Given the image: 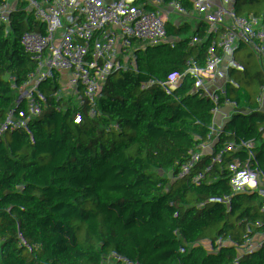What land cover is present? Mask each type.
<instances>
[{"label": "built area", "instance_id": "1", "mask_svg": "<svg viewBox=\"0 0 264 264\" xmlns=\"http://www.w3.org/2000/svg\"><path fill=\"white\" fill-rule=\"evenodd\" d=\"M174 1L155 0L145 29L137 32L126 19L115 20L124 0H0V36L19 33L35 37V41L30 39L24 44L21 52L31 58L42 55L49 63L50 85L41 96L49 108L56 109L58 120L43 124L34 119L16 122L6 112H0V209L7 202L14 205L15 217L7 225L10 232L28 227L33 237H40L41 245L49 248L61 208L68 203H91L88 172L104 176L123 173L127 178L134 167H123L121 153L134 157L148 146L161 154L163 164L171 166L161 180L159 196L153 197L145 187L140 203L126 204L119 211L104 210L95 219L112 215L124 224L143 203L150 209L149 222H156L170 235L178 228L177 238L187 240L191 234L181 228L179 215L168 214V208L182 210L183 198L189 196L188 183L196 173L205 177L222 202L223 212L211 227L215 240L225 216L240 204L238 196L244 203L254 205L264 219V186L263 195L253 198L248 170L235 171L227 160L216 156L213 148L194 147L189 142L194 117H226L218 103L208 100L207 110L194 109L191 113L174 108L178 119L174 121L164 102L154 95L158 72H170L183 59L192 63L201 59L213 41L229 53L232 29L259 21L261 11L251 5L238 11L236 0H227L209 15L177 27L171 11ZM5 3L11 7L6 8ZM93 5L103 14L99 20L89 15ZM80 14L83 19L76 21L77 26L93 25L97 34L115 31L113 40H100L85 59L71 56L64 37L66 28ZM195 35H201L197 43L191 41ZM36 41L42 43L41 47ZM141 43L149 53L139 50L141 64L135 66L130 46ZM11 57V53L6 54L7 60ZM184 81L178 80L179 86ZM65 84L70 91L60 100L59 90ZM126 94L133 96L130 111L124 110ZM174 96L182 98V90L174 92ZM256 118L255 115L246 125L239 122L250 137V125ZM257 147L261 154L259 169L264 174V141ZM153 172L149 167L144 174ZM1 232L0 226V235ZM174 239L170 236L166 240L168 255L164 264H174L180 252L176 246L170 253ZM241 241L242 237L229 238L225 253H238L264 264V238ZM36 249L31 243L28 253L35 254Z\"/></svg>", "mask_w": 264, "mask_h": 264}, {"label": "trees", "instance_id": "2", "mask_svg": "<svg viewBox=\"0 0 264 264\" xmlns=\"http://www.w3.org/2000/svg\"><path fill=\"white\" fill-rule=\"evenodd\" d=\"M124 1L115 20L126 19L136 26L137 32L143 31L155 0ZM226 1L176 0L171 5L173 24L188 25L223 7ZM5 5L11 7L9 3ZM232 33L226 36L233 40L229 53L213 41L202 58L192 63L182 89V109L191 113L194 109L207 110L208 100L218 103L226 117L217 114L194 117L189 142L194 147L213 148L216 156L227 160L235 171L248 170L252 196L258 198L263 195L264 186L257 147L258 142L264 141V14L259 21L234 27ZM64 37L71 56L85 59L100 40H113L115 31L97 34L93 25L72 23ZM30 39L36 40L19 33L0 36V112H6L16 122L24 119L27 106L50 85L51 70L44 56L31 58L21 52ZM36 44L42 45L39 41ZM130 49L135 66L141 64L139 50L149 53L144 43ZM7 53L12 55L8 60ZM234 96L236 100H232ZM132 98L131 94L123 97L124 110H131L128 105ZM255 115L250 137L242 125ZM146 152H150L149 157ZM146 152L139 151L134 157L121 153L123 167H134L127 178L123 173L104 176L88 172L91 203H68L61 208L49 248H44L41 238L33 237L28 227L9 231L7 225L15 213L14 205L7 202L0 209V264H164L168 255L166 240L170 236L177 238L179 229L170 235L157 227L156 222H149L147 205L139 204L135 215L124 224L112 215L95 219L104 210L119 211L126 204L140 203V193L145 187L153 197L159 196L161 180L171 166L162 163L158 151ZM149 167L154 172L145 175ZM188 193L183 198L179 218L181 228L191 237L184 241L186 245L174 264H256L252 257L225 253V246L231 237H242L241 242L264 238V219L257 208L238 196L240 204L224 218L215 240L211 227L223 212L220 197L205 177L197 173L188 183ZM31 243L37 248L35 254L28 253Z\"/></svg>", "mask_w": 264, "mask_h": 264}, {"label": "rangeland", "instance_id": "3", "mask_svg": "<svg viewBox=\"0 0 264 264\" xmlns=\"http://www.w3.org/2000/svg\"><path fill=\"white\" fill-rule=\"evenodd\" d=\"M91 4L92 3H88V6H90ZM80 16H81V14H80ZM81 19H83V17ZM73 22H74V19H73ZM77 25H79V23ZM190 69H191V66H190V68H188V66L186 68L185 65L183 66V65L179 64L176 67H174L173 70H171L169 72V77H168L167 81H165V79L163 81V79H162L161 82H159V83L157 82V80L159 79V77H157L158 73L155 75V80H156L155 90L157 88V90H159L158 91L159 94H160V92H166L167 93L166 100L164 101V104L168 108L169 112L171 113V117H172V119L174 121L178 120L175 117L174 113H173L174 108H177V107L179 109L182 108V98H178L177 99L174 96V92H177V91L183 89V86H179L178 80H180V79H184L185 80V78L187 77ZM43 100H44V98L42 96H40L37 100L32 102L30 105H28L27 106V111L25 113V117H24L23 120H25V119H34L35 122L37 121L39 124H43V123L47 122L49 120V118H55V110L52 109V108H50L51 110H47V112L45 114H43L42 111L40 112V110L36 111L37 104L39 102L41 104H43V106L45 105V102ZM57 101H59V100H57ZM127 148L129 149L130 147H127ZM146 153H147V156L149 157L150 156V152H146ZM198 183L202 184V182H198ZM180 209H181L180 207L178 209H176V210H174L173 208H168V214L170 216H173V217L178 216L180 214V212H181ZM160 210H163V208L160 207ZM184 241L187 242V240L185 238H175L173 243H172V245L169 248L170 253H171V248L174 245L175 246H179L180 247L179 249L181 251L186 245V243ZM232 255H238V253H233Z\"/></svg>", "mask_w": 264, "mask_h": 264}, {"label": "crops", "instance_id": "4", "mask_svg": "<svg viewBox=\"0 0 264 264\" xmlns=\"http://www.w3.org/2000/svg\"><path fill=\"white\" fill-rule=\"evenodd\" d=\"M249 5H251L252 7H255V8H257L258 10H260L261 11V14H264V0H260V3L258 4L256 1H254V0H236V7H237V10L238 11H245L246 10V8H247V6H249ZM98 16L99 17H102L101 15H100V13L98 12ZM98 17V18H99ZM81 16L80 15H77V16H75V18H74V24L76 23V21H79V20H81ZM93 19H97V18H93ZM76 25V24H75ZM201 40V35H195V36H193L192 38H191V41L193 42V43H197V42H199ZM179 64H181V65H185L186 66V68H187V66H188V68H190V66L192 65V62L191 61H189V60H187V59H184L183 61L181 60L179 63H177L176 64V66L177 65H179ZM190 65V66H189ZM175 66V67H176ZM157 77H159V79L157 80V82L159 83V82H161V80L163 79V81H164V79H165V81H167L168 80V77H169V72L168 71H160V72H158V76ZM155 83H156V80H155ZM64 85V84H63ZM62 85V88L59 90V93H60V100H61V98L63 97V96H65L70 90H69V86H68V84H65V86H63ZM154 86H155V84H154ZM154 95L160 100L161 99V101H165L166 100V96H167V93L166 92H160V94H159V90H157V88H156V90L154 89ZM237 99V96H234L233 98H232V100H236ZM59 100V101H60ZM44 102H45V105L43 106V104H41L40 102L37 104V109H36V111H39L40 110V112L42 111V113L43 114H45L46 112H47V110H51L49 107H48V104H47V102H46V100L44 99L43 100ZM43 102V103H44ZM58 104H59V102H58ZM55 110V118H49V122H55V123H57L58 122V120H57V117H56V109H54ZM53 119V120H52ZM47 121V122H48ZM37 122V121H36ZM38 123V122H37ZM39 124V123H38ZM149 150H151L150 148H149V146H148V148H144V149H142V150H140V151H149ZM175 210V209H174ZM175 249H176V246L174 247V248H172V252L174 253L175 252Z\"/></svg>", "mask_w": 264, "mask_h": 264}, {"label": "bare ground", "instance_id": "5", "mask_svg": "<svg viewBox=\"0 0 264 264\" xmlns=\"http://www.w3.org/2000/svg\"><path fill=\"white\" fill-rule=\"evenodd\" d=\"M98 12H99V10H98V6L97 5H93L92 6V9L90 10V12H89V15L92 17V18H97V19H94V21L95 20H99V18H101V17H99L98 15ZM100 13V12H99ZM100 15H103V14H101L100 13ZM99 17V18H98Z\"/></svg>", "mask_w": 264, "mask_h": 264}]
</instances>
